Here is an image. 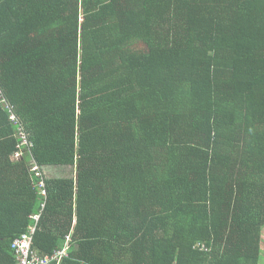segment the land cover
Instances as JSON below:
<instances>
[{
    "label": "trees",
    "instance_id": "1",
    "mask_svg": "<svg viewBox=\"0 0 264 264\" xmlns=\"http://www.w3.org/2000/svg\"><path fill=\"white\" fill-rule=\"evenodd\" d=\"M33 227L61 264H260L264 0H0V264Z\"/></svg>",
    "mask_w": 264,
    "mask_h": 264
},
{
    "label": "built area",
    "instance_id": "2",
    "mask_svg": "<svg viewBox=\"0 0 264 264\" xmlns=\"http://www.w3.org/2000/svg\"><path fill=\"white\" fill-rule=\"evenodd\" d=\"M28 141L24 138V143L27 144ZM21 154V152H19ZM18 155V153H17ZM35 219L39 221V216ZM36 232V227L30 228V230L22 234L17 238L12 244V251L14 252L17 264H61V262L68 258L69 242L66 247L60 249V251L55 252L52 256L40 257L37 255L33 249L34 235Z\"/></svg>",
    "mask_w": 264,
    "mask_h": 264
},
{
    "label": "rangeland",
    "instance_id": "3",
    "mask_svg": "<svg viewBox=\"0 0 264 264\" xmlns=\"http://www.w3.org/2000/svg\"><path fill=\"white\" fill-rule=\"evenodd\" d=\"M22 136H23V139H24L25 136L24 135H22ZM22 154H23V152H22ZM22 154H20V153H18V155L16 154L14 156V159L16 160V159L20 158ZM33 165L34 166H33V169L32 170L39 172L40 171V166L38 164H36V163H34ZM46 175H47L48 178L73 177V176L76 175V170H75L74 167L55 168V169L54 168H51V169L46 170ZM40 186L44 187V184L41 183Z\"/></svg>",
    "mask_w": 264,
    "mask_h": 264
},
{
    "label": "crops",
    "instance_id": "4",
    "mask_svg": "<svg viewBox=\"0 0 264 264\" xmlns=\"http://www.w3.org/2000/svg\"><path fill=\"white\" fill-rule=\"evenodd\" d=\"M262 249H263V257L261 259L260 264H264V232H263V244H262Z\"/></svg>",
    "mask_w": 264,
    "mask_h": 264
}]
</instances>
